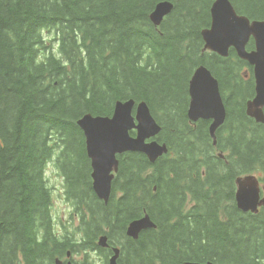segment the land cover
<instances>
[{
  "label": "trees",
  "instance_id": "obj_1",
  "mask_svg": "<svg viewBox=\"0 0 264 264\" xmlns=\"http://www.w3.org/2000/svg\"><path fill=\"white\" fill-rule=\"evenodd\" d=\"M161 1L173 9L155 28L149 16ZM229 1L239 15L264 20V0ZM213 2L0 0V264H15L17 255L25 264H52L67 251L84 254L76 264H95L92 255L106 263L101 235L120 248L119 264H264V208L242 213L234 202L238 176L259 174L264 190V125L245 114L253 77L243 73L251 66L232 51L202 54ZM199 65L225 96L214 149L207 122L187 118ZM127 99L147 103L169 152L154 164L141 154L119 156L104 205L92 191L77 121L111 116ZM51 161L76 217L75 225L61 222L58 235L44 177ZM144 211L156 229L132 240L126 227Z\"/></svg>",
  "mask_w": 264,
  "mask_h": 264
},
{
  "label": "water",
  "instance_id": "obj_2",
  "mask_svg": "<svg viewBox=\"0 0 264 264\" xmlns=\"http://www.w3.org/2000/svg\"><path fill=\"white\" fill-rule=\"evenodd\" d=\"M164 3V4H163ZM156 6L150 16L155 24L171 11L172 5L163 2ZM214 27L204 35L205 49L214 50V53L226 57L229 48L236 51L237 56L253 66L255 78V96L246 103V114L256 123L264 124V21L249 23L245 17L238 16L228 0H215L212 11ZM253 36L255 50L247 52L245 45L249 37ZM191 104L188 117L198 119H212L210 135L216 145V131L226 119V109L219 92L218 81L204 68H199L190 84ZM133 101L118 102L110 117L91 119L84 115L77 125L82 130L86 139V154L91 161L92 188L96 196L105 204L108 203L111 193V183L114 178L112 173L118 169L117 155L126 152L143 153L151 163H154L167 149L156 142L145 143L157 135L160 126L151 117L145 103L136 106L135 118L132 117ZM137 132L135 137L130 136V131ZM219 157H223L219 154ZM236 190L234 201L242 213L257 214L264 208V195L259 179L253 174L238 177L235 180ZM154 228L148 216L132 221L126 235L137 239L138 235L147 229ZM98 246L105 248L106 237H101ZM114 255L109 259V264H117L119 251L113 250ZM58 264H62L58 260ZM67 264H72L68 262ZM202 264V263H188ZM211 264V263H207Z\"/></svg>",
  "mask_w": 264,
  "mask_h": 264
},
{
  "label": "rangeland",
  "instance_id": "obj_3",
  "mask_svg": "<svg viewBox=\"0 0 264 264\" xmlns=\"http://www.w3.org/2000/svg\"><path fill=\"white\" fill-rule=\"evenodd\" d=\"M253 122L255 124H258L255 121H253ZM224 154L227 155V153H224ZM254 175L256 177H258L257 175H259V174L256 173ZM46 178H47V180H49L48 182L50 183V185L52 187H54V186L58 187V191H56V193L54 194L53 213L57 217L61 218L62 221H64L63 218L64 217L67 218V214L66 213H67L68 207L70 205L66 202L65 196H64V192L62 190L63 186H62V178H61V175H60V171L58 170V175H57L55 171L50 170L49 173L47 174ZM263 194H264V191H263ZM90 255H92V254L90 253ZM83 257H84L83 254H78V255H75L73 257V259L74 260H80ZM92 257L94 258L95 261H97V256L92 255Z\"/></svg>",
  "mask_w": 264,
  "mask_h": 264
},
{
  "label": "bare ground",
  "instance_id": "obj_4",
  "mask_svg": "<svg viewBox=\"0 0 264 264\" xmlns=\"http://www.w3.org/2000/svg\"><path fill=\"white\" fill-rule=\"evenodd\" d=\"M163 2H168V1H161L160 3H163ZM160 3H158V4H160ZM168 3H170L171 5H172V9H173V3H171V2H168ZM157 4V5H158ZM164 4V3H163ZM156 5V6H157ZM156 6H155V8H154V10L152 11V13L150 14V16L154 13V11H155V9H156ZM213 7H214V2L212 3V5H211V8H210V17H211V23H210V26H209V28H206V29H204V30H202L201 31V37H202V40H203V48H202V53H212V54H214V50H211V49H205V46H206V41H205V39H204V35H205V33H207L208 31H210L211 29H213V27H214V19H213V17H212V11H213ZM172 9H171V11L165 16V18L172 12ZM149 16V17H150ZM151 23H152V25L155 27V28H159L160 26H161V24L162 23H159V24H155L153 21H150ZM198 68H204V69H206L209 73H210V71L206 68V67H204V66H199ZM211 74V73H210ZM212 75V74H211ZM192 80H193V75H192V77L190 78V81H189V85H188V87H190V84H191V82H192ZM184 83V82H183ZM173 91V90H172ZM187 97V96H186ZM189 97L191 98V97H193V95L192 96H190L189 95ZM190 104L191 103H189L188 104V110H189V108H190ZM184 105V104H183ZM42 110V109H41ZM40 110V111H41ZM181 113V112H180ZM87 116H89L91 119H96V118H100L101 116H92V115H90V114H87ZM180 116V115H179ZM187 118H188V120H190V121H192V122H194L195 123V121H193V120H191L189 117H188V114H187ZM211 122H212V120H211ZM223 138V137H222ZM213 142H214V140H212ZM183 144V143H182ZM181 144V145H182ZM85 145H86V139H85ZM169 147V146H168ZM185 148V147H184ZM198 155V154H197ZM187 156V155H186ZM201 156V155H200ZM87 157H88V155H87ZM89 158V157H88ZM214 165V164H213ZM218 166V165H217ZM49 181V180H48ZM175 188V187H174ZM172 192V191H171ZM180 198V197H179ZM175 202V201H174ZM212 202V201H211ZM206 203V202H205ZM209 204V203H208ZM153 205V204H152ZM110 207V206H109ZM48 208V207H47ZM154 210V209H153ZM157 210V209H156ZM40 211V210H39ZM112 212V211H111ZM158 212V211H157ZM157 214V213H156ZM42 217V216H41ZM46 218V217H45ZM45 226V225H44ZM36 230V229H35ZM16 244V243H15ZM36 248V247H35ZM8 252V251H7ZM40 253V252H39ZM37 257V256H36ZM31 261H33V260H31Z\"/></svg>",
  "mask_w": 264,
  "mask_h": 264
},
{
  "label": "flooded vegetation",
  "instance_id": "obj_5",
  "mask_svg": "<svg viewBox=\"0 0 264 264\" xmlns=\"http://www.w3.org/2000/svg\"><path fill=\"white\" fill-rule=\"evenodd\" d=\"M202 38V37H201ZM246 49H247V51H252V50H254V40H253V38L252 37H250V39H249V41H248V43H247V45H246ZM234 52L235 53V50L233 49V48H230V50H229V54H230V52ZM202 54H204V53H202ZM200 66H204V67H206L205 65H200ZM199 67V66H198ZM207 68V67H206ZM208 69V68H207ZM209 70V69H208ZM210 71V73L212 74V72H211V70H209ZM248 77H250L251 78V76H252V66H251V69L249 70L248 69ZM213 75V74H212ZM253 90H254V83H253ZM189 122H190V124H195L194 122H192V121H190L189 120ZM206 122H207V124L209 123V122H211V120H206ZM88 162H89V168H90V173H89V175L91 176V172H92V169H91V162L89 161V159H88ZM37 238H40V239H43V237H44V234H41V235H37L36 236ZM55 261H57L58 262V253L57 254H55V256H53V258H52V264H54V262Z\"/></svg>",
  "mask_w": 264,
  "mask_h": 264
}]
</instances>
